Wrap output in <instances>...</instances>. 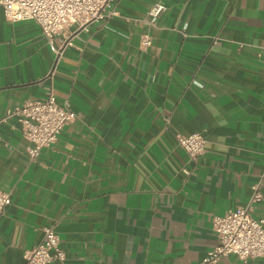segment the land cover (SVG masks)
Segmentation results:
<instances>
[{
    "label": "crops",
    "instance_id": "obj_1",
    "mask_svg": "<svg viewBox=\"0 0 264 264\" xmlns=\"http://www.w3.org/2000/svg\"><path fill=\"white\" fill-rule=\"evenodd\" d=\"M155 3L165 9L151 23ZM107 10L63 46L0 6V116L49 87L76 115L35 159L17 120L0 124V192L11 195L0 264H23L48 226L66 254L50 264H200L217 243L213 217L244 206L264 176V0ZM193 133L206 139L196 166L177 140Z\"/></svg>",
    "mask_w": 264,
    "mask_h": 264
},
{
    "label": "built area",
    "instance_id": "obj_2",
    "mask_svg": "<svg viewBox=\"0 0 264 264\" xmlns=\"http://www.w3.org/2000/svg\"><path fill=\"white\" fill-rule=\"evenodd\" d=\"M111 0H0L5 18L9 22L34 21L42 34L53 44L58 39L61 44H71L72 35L91 22L113 13L108 11ZM165 9L161 3H155L149 10L151 23ZM143 46H151L152 40L146 35ZM60 53V51H59ZM193 83L202 87L197 80ZM76 115L68 104H59L53 87L46 95L34 102H25L0 116V124L16 119L23 136L30 143L28 154L32 159L39 156L43 148L53 146L66 125L75 120ZM180 147L186 152L193 166L199 163L206 151V139L200 133L177 135ZM185 169L186 175L190 174ZM264 176L252 186V195L248 202L236 209L228 210L222 216L212 219L217 243L210 249L200 264H217L221 258L235 255L246 262L256 257L264 260V218L253 216L254 206L264 202L262 186ZM11 204V195L0 192V212ZM65 251L53 226L44 228L43 240L35 247L25 250L23 264H50L53 260L64 261Z\"/></svg>",
    "mask_w": 264,
    "mask_h": 264
}]
</instances>
